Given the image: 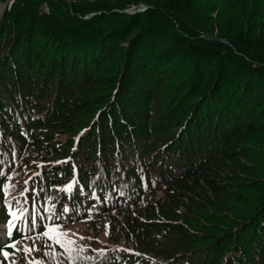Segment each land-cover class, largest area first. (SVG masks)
<instances>
[{
  "label": "trees",
  "instance_id": "16d2710c",
  "mask_svg": "<svg viewBox=\"0 0 264 264\" xmlns=\"http://www.w3.org/2000/svg\"><path fill=\"white\" fill-rule=\"evenodd\" d=\"M16 1L15 29L6 26L0 30L1 167L10 168L17 161L45 163L42 187L50 182L63 186L74 167L78 170L74 197L79 203L82 195L128 188L133 193L128 209L121 210L118 203L112 209L103 207L101 213L118 214L123 220L110 216V221L144 254L158 257L154 264H195L196 258H202L196 264H264V209L254 214L244 204L238 209L241 221L227 219L221 228H213L210 234L223 227L239 226L242 231L235 237L218 236L215 241L228 237L219 251L199 248L190 238L198 220L208 218L211 211L225 214L234 210L241 202L238 191L249 184L258 191L264 184L253 153L257 147L252 143L264 136V68L248 67L246 52L239 50L243 66L222 63L218 82L210 87L209 74L216 70L209 67L206 71L202 65L217 55L205 40L187 42L197 65L183 76L179 92L169 99L165 91L172 83L171 74L179 72V62L164 60L163 50H170L165 43L168 37L156 35L148 27L147 13L113 11L125 9L133 0H71L77 3L72 7L76 14L103 12L91 21H81L85 30L105 22L108 29L77 34L53 24L46 39L37 35L49 27L48 16L41 18L36 13L37 1ZM151 1L158 6L151 18L165 9L181 22L182 16L187 17L183 0ZM55 2L41 1L48 3L52 14L68 18L69 12H60ZM243 7L247 18L238 17L242 13L234 2L231 9L237 15L232 10L221 13L219 6L202 7L194 27L205 33L218 29L236 36L243 33L244 27L239 26L245 19L248 35L264 36V2L250 0ZM116 17L128 20L113 28ZM70 20L75 19L65 22L72 24ZM126 42L130 44L125 47ZM98 171L106 176L90 184ZM6 182L7 177L0 173L1 203ZM153 185L164 189L163 203L138 207ZM9 192L7 195L15 196L19 191ZM100 203L108 204L107 199ZM209 242L200 245L212 244ZM7 250L20 261L21 253ZM57 261L138 264L128 258L69 249L60 251Z\"/></svg>",
  "mask_w": 264,
  "mask_h": 264
},
{
  "label": "rangeland",
  "instance_id": "374dc122",
  "mask_svg": "<svg viewBox=\"0 0 264 264\" xmlns=\"http://www.w3.org/2000/svg\"><path fill=\"white\" fill-rule=\"evenodd\" d=\"M38 3V7L36 13L39 17L45 18L48 16V24L49 27L43 28V30L38 31L37 35L46 39L48 30L51 29V25L57 24L59 28H64L65 30H69L73 33L77 34H85L88 31L103 28V31L107 30L109 24L106 22L103 24H99L92 29L85 30L83 28L84 24H81V21H91L96 16L101 15L103 12H89L80 14L73 10V6L77 3H70L71 0H55V8L58 10L69 12L68 18H72L75 20H70L72 24H68L65 22L68 18L63 16L58 17L57 15L52 14V8L49 7L48 3L42 4V0H36ZM64 3H63V2ZM178 1V0H175ZM232 1V0H231ZM183 0L185 4V9H187V17H183V22L179 17L173 19L171 14H169L168 10L161 11L162 13L166 14L168 19H165L162 13L154 16L153 18L150 17V13L153 11H157L158 6L155 7L152 5L151 0H133L129 5H126L125 9H114V12H119L121 14H129L134 15L136 13H147L145 17V22L147 23L148 27L155 32L156 35L166 36L168 39L165 40L166 45H169L170 50H163V54L165 57V62L173 63L178 61L179 62V72L177 71L175 74H171V82L167 84L166 88V95L167 98H172L176 93L179 92L180 83L183 80V76L186 74H190L197 65V58L196 55L189 51L190 44L192 42H197L199 40L207 41L208 48L212 52H214L217 57H214V61H207L205 64L202 65L206 71L209 69L216 70L214 74L210 72L209 79H208V86L215 87L216 83L218 82L217 79L219 78L217 75V70L219 66L223 65L222 63L226 64V66L231 67L234 64L239 67L243 66L241 63L243 62L241 59L242 53L239 52H246L245 59L248 67L253 69L255 68H264V36L263 35H256L252 38L248 35L249 25L244 20L241 19V26L243 28V33H238L236 36L223 33L218 29H215L210 32H203L199 31L194 27V22L199 18L201 15L197 11L202 7H206L208 9L212 7L219 6V12L221 13L225 10H232V3L234 2L240 8L241 14L238 17L247 18L245 15H248L245 12L244 5H248V1L250 0ZM260 2H264V0H258ZM62 2V3H61ZM68 2V3H67ZM67 3V5L65 4ZM93 3V1H92ZM21 5V4H20ZM17 7L16 0H1L0 1V30H3L6 26L8 28L14 30L15 29V16L18 12V9L15 10L14 8ZM22 9H27V6H22ZM80 7V6H78ZM115 7V6H114ZM20 8V7H18ZM28 10V9H27ZM51 11V13H50ZM233 13L237 15V13L232 10ZM216 16V15H214ZM128 20L127 18L123 17H116L113 21L111 26L113 28H118L124 25V23ZM72 25V26H71ZM76 26V27H75ZM236 31V30H235ZM51 34V33H50ZM235 34V33H234ZM134 37V36H133ZM185 42L188 45L185 46ZM130 43L126 42L125 47L128 46ZM165 49V47H164ZM254 54H261L258 56H253L251 53ZM249 57H247V56ZM252 55V56H251ZM263 55V56H262ZM167 56H171V58H167ZM176 56V57H175ZM251 57V58H250ZM241 62V63H240ZM210 67V68H209ZM217 78V79H216ZM173 79V81H172ZM216 79V81H214ZM264 107V106H263ZM68 137V136H67ZM67 137L61 138L63 142L66 141ZM253 145H256L257 149L255 148L254 154L255 159L259 162L258 170L262 175V181H264V136H259L252 141ZM40 162L35 160H30L29 163H17L13 164L8 170V184L9 185H18V184H25L29 178H31L35 171L34 168H39ZM102 172L98 171L95 174L96 177L101 176ZM242 181H248L245 178L241 179ZM231 192L236 193L231 187L229 188ZM239 192V197L241 202L236 204V208L234 210L229 211L225 214H222L217 211H211V214L208 218H203L202 220H198L195 226L193 227V231L191 232L190 238L194 240V244L198 245V247H211L215 251H219L222 248V242L228 240V237H235V235L241 233L242 231L238 230L235 226L234 228L231 227H223L216 231L215 234H210L214 231L213 228H221V224L227 219H231L235 222L241 221L238 217V214L244 204H248L249 209L254 214L256 212H261L260 210L264 209V184L258 191L254 190V184L247 185L242 191ZM164 197V189H161L159 186L153 185L148 189L146 192L145 200L139 203L138 207L147 206V204L153 202L155 205L156 203H163L162 199ZM126 208V207H125ZM259 209V210H258ZM130 211V210H129ZM133 211V210H131ZM130 211V212H131ZM113 217L119 220H123L118 214H113ZM110 216H100L99 220L94 221L93 223H84L83 224H75L73 226H69L67 228L61 227H54L51 229L50 232H47L48 235H43L41 238L35 239H28L27 242L24 244H20L18 249L20 255V261L13 256L9 260L5 261L4 263L0 264H41V260L45 261V264H58L57 257L61 250H74L81 253H85L87 255H100L105 254L110 257H117L121 259L128 258L131 261H135L138 264H154V261H158V257H153L152 255L144 254L138 247H136L132 241H129L128 238L124 237L125 233L120 231V227L114 222H111L110 219L113 218ZM115 219V220H116ZM142 221L146 219H142ZM98 229V230H96ZM188 232V231H187ZM226 235L228 237H224L219 241H215L218 236ZM210 240L208 246H201V242H207ZM59 241V243H57ZM197 248V246H196ZM193 247L192 249H196ZM190 250L191 248H187ZM214 252L211 254L210 258H212ZM9 257H5L2 259L3 261L8 259ZM87 261H90L88 259ZM196 263H202V258H196Z\"/></svg>",
  "mask_w": 264,
  "mask_h": 264
},
{
  "label": "snow or ice",
  "instance_id": "6c2138e0",
  "mask_svg": "<svg viewBox=\"0 0 264 264\" xmlns=\"http://www.w3.org/2000/svg\"><path fill=\"white\" fill-rule=\"evenodd\" d=\"M71 188H72V185H71V184L68 185V190H69V191L71 190ZM64 211H68V209L65 208ZM11 215H12L13 217H15L16 214H15V213H11ZM6 223H7V232H6V235H7L9 238H11V237L13 236V223H12L11 220H8ZM43 235L47 236L48 233L45 232V233H43ZM57 243H59V241H57ZM5 247L14 248L15 245H14V244H6ZM0 251H2V250H0ZM2 254H3L6 258H7L8 255H9V253L6 252V251H5V252H2Z\"/></svg>",
  "mask_w": 264,
  "mask_h": 264
},
{
  "label": "bare ground",
  "instance_id": "6f19581e",
  "mask_svg": "<svg viewBox=\"0 0 264 264\" xmlns=\"http://www.w3.org/2000/svg\"><path fill=\"white\" fill-rule=\"evenodd\" d=\"M114 203H116V201H114ZM114 203H113V204H114Z\"/></svg>",
  "mask_w": 264,
  "mask_h": 264
}]
</instances>
